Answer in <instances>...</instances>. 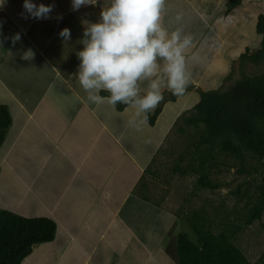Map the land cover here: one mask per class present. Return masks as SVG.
Returning <instances> with one entry per match:
<instances>
[{
	"label": "crops",
	"instance_id": "0c3cea01",
	"mask_svg": "<svg viewBox=\"0 0 264 264\" xmlns=\"http://www.w3.org/2000/svg\"><path fill=\"white\" fill-rule=\"evenodd\" d=\"M229 1L165 0L163 22L170 31L179 27L192 35L202 63L219 66L220 59L202 54L238 58L261 42V35L257 42L253 35L235 51L240 38L256 29L264 0H242L228 10ZM33 2L52 5L49 17L27 18L23 0H7L0 9V104L12 116L0 148V192L12 186L15 195L6 189L9 210L51 218L57 229L53 240L35 244L21 264H159L151 262L165 251L159 234L177 216L136 188L185 111H172L182 98L167 100L155 123L140 131L127 123L134 109L88 102L72 74L80 63L82 21L97 22L104 0L76 11L71 0ZM66 27L71 39L64 42L59 33ZM16 33L20 40L13 44ZM29 49L32 58L22 59Z\"/></svg>",
	"mask_w": 264,
	"mask_h": 264
},
{
	"label": "trees",
	"instance_id": "16d2710c",
	"mask_svg": "<svg viewBox=\"0 0 264 264\" xmlns=\"http://www.w3.org/2000/svg\"><path fill=\"white\" fill-rule=\"evenodd\" d=\"M242 0H230L228 10ZM256 32L261 35L259 48L250 52L246 48L239 55V62L260 64L264 62V12L257 16ZM232 71L227 75L228 78ZM199 100L184 111L174 125L181 132L192 126L199 133V140L191 152L187 165H177L175 172L181 175L196 174V187L215 190L220 182L212 177L216 154L232 156L240 164V173L245 172L246 155L258 161L264 160V71L242 75L226 89H197ZM185 94V93H184ZM101 95H108L102 92ZM165 100H175L170 93ZM119 109L125 105L117 104ZM162 106L148 115L154 124ZM180 120V121H179ZM12 123V116L5 104H0V148ZM217 149V151H215ZM256 200L244 217L227 220L219 231L213 230V219L205 210L194 211L188 224L195 235L192 239L186 232L176 238L177 264H252L246 254L235 244L234 237L243 228L259 219L264 211V183L257 187ZM236 191H234L235 193ZM238 195V193H235ZM246 194V193H244ZM247 195V194H246ZM249 202L246 203V206ZM56 223L48 217H28L6 208H0V264H21L38 243L54 239ZM260 260L264 262V253Z\"/></svg>",
	"mask_w": 264,
	"mask_h": 264
},
{
	"label": "clouds",
	"instance_id": "9594fccd",
	"mask_svg": "<svg viewBox=\"0 0 264 264\" xmlns=\"http://www.w3.org/2000/svg\"><path fill=\"white\" fill-rule=\"evenodd\" d=\"M6 3L0 0V9ZM97 4L98 0H71L73 11ZM22 7L27 18L46 19L53 6L23 0ZM164 12L165 0H104L97 22L82 21L84 30L78 42L83 47L76 53L80 63L72 75L88 102H106L113 108L119 103L125 111L134 109L127 123L137 131L147 125L149 113L163 99L165 84L176 96L183 95L190 84L188 51L193 37L179 27L170 31L163 22ZM180 19L178 14L176 20ZM59 36L69 41L70 29H62ZM11 40L13 44L19 41L20 34ZM33 55L29 49L22 59ZM144 82L146 88L141 87Z\"/></svg>",
	"mask_w": 264,
	"mask_h": 264
},
{
	"label": "rangeland",
	"instance_id": "374dc122",
	"mask_svg": "<svg viewBox=\"0 0 264 264\" xmlns=\"http://www.w3.org/2000/svg\"><path fill=\"white\" fill-rule=\"evenodd\" d=\"M253 35H255V38L252 41L254 42V40H256L257 42L259 34L255 29L254 32H247L246 35L240 38L235 44V51L248 40H251ZM213 44H215V42H213ZM197 51L199 50L195 47H192L188 51V68L191 73L190 84L183 96H176L177 99H182L173 104L172 111L178 110L181 107H183L182 110L185 111L192 108L199 100L198 88L204 90L226 89L242 75H252L264 71V62L260 64L246 62L241 66L238 59L239 57H235L237 56L236 53L228 59L224 57L221 52H218L217 57V51L204 53L202 57L207 60L208 58L220 59L219 66L213 65L210 61L204 64L199 60V57L196 56ZM221 58H224V61ZM231 71L232 74L226 78ZM142 85L143 88H146L147 82H144ZM162 89H164V91L162 90L163 99L156 107L162 106L163 108L166 102L164 101V103H162L163 100H165L164 97H169L171 91L167 89L166 84ZM188 106L191 107L187 109ZM169 113L167 112V114ZM197 131L198 130L192 126H186L185 131L181 132L173 125L147 168V172L141 179L140 184L136 188L137 193H140V195L143 194V196L152 203L157 205L163 204V209L167 213H172L177 216L174 224L166 228L164 227L163 229L157 228L162 229L159 237L161 241L162 238H164L163 241L165 240L163 245L165 251L161 250L159 259L157 256L152 259L151 262L157 261L159 264H177V260L174 259L176 258L175 244L177 235L180 232H186L192 239H195V235L188 224V217L194 211L205 210L208 216L213 219V230L219 231L221 227L225 226L227 220L231 221L234 217L245 216L242 211L246 212L249 206L256 200L258 192L257 187L264 183V160L258 161L250 154L246 155V168L243 173L239 172L240 164L237 159L232 156H226L225 154H216L217 156L211 175L215 180L220 182V186L215 190L197 188L196 174L189 173L187 175H181L179 172H175L174 168L177 165L185 166L188 164L191 157L190 151L195 149L199 140V133H197ZM215 151H217V149H215ZM20 160H22V158ZM22 170L21 168L20 172H22ZM20 176L23 175L20 174ZM6 182L7 181L4 179L2 183L7 185ZM6 189H10L11 195H15V193L12 186L10 188H5L4 193L0 192V208L8 209L11 207L8 205ZM234 191H236L235 193H238V195H236ZM247 202H249V204L246 206ZM147 232H151L149 228ZM140 235L141 238L145 239L143 233ZM146 237L148 240L149 236ZM234 242L246 254L252 264H264V262L260 260L264 253V211L259 219L254 220L236 234ZM46 259L52 260L53 258L46 257ZM45 264L65 263L46 262Z\"/></svg>",
	"mask_w": 264,
	"mask_h": 264
}]
</instances>
